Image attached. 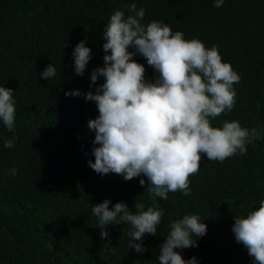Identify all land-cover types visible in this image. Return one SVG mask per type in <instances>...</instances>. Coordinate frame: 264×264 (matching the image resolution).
<instances>
[{
  "label": "trees",
  "instance_id": "trees-1",
  "mask_svg": "<svg viewBox=\"0 0 264 264\" xmlns=\"http://www.w3.org/2000/svg\"><path fill=\"white\" fill-rule=\"evenodd\" d=\"M135 3L145 8L144 24L159 21L184 38L216 46L222 62L240 76L234 84L231 111L210 118L213 127L239 121L241 127L264 128V0H0V86L14 91L15 131L0 122V264H158L157 256L172 221L195 214L207 225L198 246L184 249V259L200 264H253L247 249L232 233L234 216H245L264 199V139L247 145L245 154L223 162L201 154L199 171L189 176L191 194L170 192L167 200L152 197L143 177L97 174L87 163L94 131L95 102L67 91H94L91 72L104 66L102 33L111 14ZM87 38L92 49L85 74L72 67L74 46ZM64 44L66 46H64ZM110 54V53H109ZM145 77L156 74L145 58ZM52 63L55 78L40 72ZM14 147L5 148L12 139ZM18 169L9 175V169ZM136 199L162 208L158 234H145L143 254L128 247L130 225H109L101 239L95 204ZM105 246H109L107 250ZM179 251V250H177Z\"/></svg>",
  "mask_w": 264,
  "mask_h": 264
},
{
  "label": "clouds",
  "instance_id": "clouds-1",
  "mask_svg": "<svg viewBox=\"0 0 264 264\" xmlns=\"http://www.w3.org/2000/svg\"><path fill=\"white\" fill-rule=\"evenodd\" d=\"M225 0H213L220 8ZM128 15L116 10L107 21L102 39L104 66L92 70L90 88L103 78L94 91H67L65 96H83L96 104L99 115L88 121L94 131V161H87L97 174L115 173L125 181L143 177L152 197L167 200L170 192L191 194L189 176L199 171L201 154L209 160L223 162L234 154H245L247 145L264 139V128H244L239 121L223 122L213 127L210 118L231 111L235 104L234 84L241 76L222 57L216 46L206 48L199 39L187 40L180 31L173 32L163 22L144 24L146 10L135 3L127 6ZM64 46H66L64 44ZM110 53V54H109ZM146 59L156 74L145 77V66L134 57ZM74 73L85 74L92 59L87 38L77 43L71 53ZM57 75L50 63L40 72L47 81ZM14 91L0 86V122L15 131ZM12 139L5 148L14 147ZM18 169H9L16 175ZM105 199L93 205L98 218L101 239L107 240L109 225H130L128 247L143 254L145 234L156 236L164 215L162 208L136 202L130 209L124 201ZM232 233L253 258V264H264V199L258 208L245 216H234ZM207 232L199 216L184 215L170 224V231L160 246L158 264H200L197 257L184 259V249L197 247L198 238ZM109 246H105L107 250ZM179 250V251H177Z\"/></svg>",
  "mask_w": 264,
  "mask_h": 264
}]
</instances>
